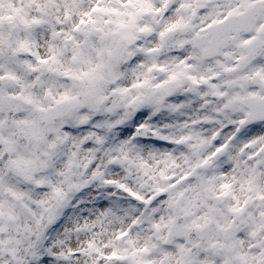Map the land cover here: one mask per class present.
<instances>
[{
  "label": "snow or ice",
  "instance_id": "obj_1",
  "mask_svg": "<svg viewBox=\"0 0 264 264\" xmlns=\"http://www.w3.org/2000/svg\"><path fill=\"white\" fill-rule=\"evenodd\" d=\"M0 264H264V0H0Z\"/></svg>",
  "mask_w": 264,
  "mask_h": 264
}]
</instances>
